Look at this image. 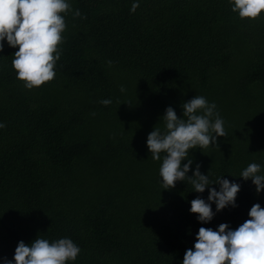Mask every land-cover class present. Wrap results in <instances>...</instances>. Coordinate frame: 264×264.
Segmentation results:
<instances>
[{"label": "trees", "instance_id": "trees-1", "mask_svg": "<svg viewBox=\"0 0 264 264\" xmlns=\"http://www.w3.org/2000/svg\"><path fill=\"white\" fill-rule=\"evenodd\" d=\"M70 2L52 81L27 89L18 48L0 52V261L39 236L70 237L81 252L69 264H182L200 227L235 228L264 203L239 177L251 162L264 172V14L241 19L228 0H140L135 13L133 0ZM196 95L216 103L227 135L190 150L188 176L200 165L242 186L207 224L190 207L209 190L163 189L164 154L146 143L168 106L183 117Z\"/></svg>", "mask_w": 264, "mask_h": 264}, {"label": "clouds", "instance_id": "clouds-1", "mask_svg": "<svg viewBox=\"0 0 264 264\" xmlns=\"http://www.w3.org/2000/svg\"><path fill=\"white\" fill-rule=\"evenodd\" d=\"M232 11L241 19H255L264 14V0H228ZM140 0H133L130 11L135 13ZM72 8L70 0H0V52L5 40L10 47L18 48L12 66L17 79L27 89L39 87L56 76V62L60 60L59 45L67 28L65 15ZM75 16H81L79 9ZM111 63V61H109ZM125 89L121 86V91ZM103 105L112 103L102 99ZM183 117L172 106L162 116L163 129L156 126L147 138L151 158L162 163L159 169L163 189L173 188L177 181L187 179L194 191L209 190L207 199L200 196L191 200L190 212L198 214V221L211 222L217 212L236 207L241 184L224 178L210 181L209 174L196 166L188 176L193 160L190 150L215 145L218 137L227 135L225 122L215 102L196 95L181 105ZM5 124L0 122V128ZM187 159V163L182 162ZM259 162H251L239 177L251 178L259 191L264 188V172ZM234 176V175H233ZM213 184L219 185L210 187ZM215 204V211L213 210ZM80 247L70 238L54 241L38 236L31 244L19 241L12 259L4 258L0 264H69L76 261ZM182 264H264V203L255 200L249 214L235 228L221 223L217 229L200 227L193 248L186 250Z\"/></svg>", "mask_w": 264, "mask_h": 264}]
</instances>
